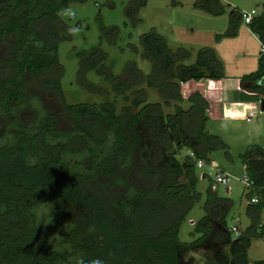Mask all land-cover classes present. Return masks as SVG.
I'll return each mask as SVG.
<instances>
[{
    "label": "trees",
    "instance_id": "1",
    "mask_svg": "<svg viewBox=\"0 0 264 264\" xmlns=\"http://www.w3.org/2000/svg\"><path fill=\"white\" fill-rule=\"evenodd\" d=\"M86 1L0 0V264H192V256L187 262L183 257L196 250L205 253L201 264H264V259H247L252 239L264 238V147L257 144L239 154L250 181L245 195L258 199L246 207L249 225L233 235L232 201L219 196L211 180L203 215L190 233L196 237L190 242L178 237L202 198L194 175L197 161H207L218 149L228 155L226 143L206 131L208 99L196 90L183 105L180 93L183 83L224 78L214 49L201 47L194 62L186 64L190 51L172 50L151 29L138 39L141 56L152 64L150 72L127 62L120 75L107 65L100 42L75 50L76 84L107 95L86 81L92 71L122 97L123 105L118 110L108 100L69 103L61 86L59 45L71 37L62 34L66 26L60 12L72 2ZM145 1L126 11L133 14ZM229 6L222 0L194 3L213 17ZM242 12L229 10L226 37L238 35ZM246 25L264 45V0ZM117 36V26L100 25V40L115 45ZM130 49L138 52L135 45ZM34 85L58 101L57 113L29 91ZM142 85L155 89L160 101L148 102ZM240 85L264 99V51H259L256 69L240 77ZM33 100L39 108H33ZM172 102L174 112L168 114ZM183 149L191 154L180 159ZM42 203L67 223L51 248L38 225Z\"/></svg>",
    "mask_w": 264,
    "mask_h": 264
},
{
    "label": "rangeland",
    "instance_id": "2",
    "mask_svg": "<svg viewBox=\"0 0 264 264\" xmlns=\"http://www.w3.org/2000/svg\"><path fill=\"white\" fill-rule=\"evenodd\" d=\"M139 1L88 0L83 3L72 2L61 10L60 20L66 26L62 28V34L71 37V40H64L59 45V61L64 67L61 86L65 98L69 103L113 101L118 110L123 105L122 97L114 96L107 82L92 71L86 74V81L93 87L108 91L107 95L90 93L76 84L78 63L75 50L90 49L100 42V48L108 54L107 65L111 66L114 75H120L127 62L136 63L144 74L150 72L152 64L141 56L142 49L138 39L141 34L151 29L163 35L172 50L183 47L190 51L191 57L185 60L186 64L194 62L195 54L201 47L213 48L223 66L224 78L183 83L180 85V93L183 97L182 104L186 105V97L191 91L196 90L198 86L206 87V91L208 89L206 95L211 109L207 112L205 128L208 133L218 135L226 143L228 155L224 149H218L208 154V160L202 162V167L195 166L196 189L202 194V198L194 203L182 222L178 237L181 242H190L196 237L190 233L196 221L203 215V197L214 172H225L229 175L227 184H216V191L219 196L231 199L230 222L239 230H244L250 223L246 212L250 199L245 195L248 191L244 183L245 167L240 162L239 154L250 144L264 147V111L260 109V95L244 90L240 85V77L256 69L260 45L247 33L230 38L226 37L224 32L229 10L236 7L243 12L252 9L260 12L263 0H223L230 6L226 8L225 14L218 17L195 8L196 0H146L130 15L126 10L136 6ZM100 25L118 27L115 45H109L106 39H99ZM240 26L247 28L244 22ZM130 45L137 46L138 52L132 51ZM143 86L147 90L148 102L160 101L155 89ZM29 91L38 94L39 98L45 101L46 110L54 114L59 111L58 101L45 97L35 85L30 87ZM32 105L36 109L40 107L37 100H33ZM173 105L174 102L165 112L173 113ZM250 113L253 114L252 117L249 116ZM187 154L191 152L183 149L178 152L177 157L182 159ZM37 213L40 232L46 244L50 248L54 247L63 235L67 223L55 217L43 203L38 206ZM260 219L264 224V209ZM204 254V251L196 250L183 258L187 262L189 256H192V264H201ZM247 259L249 262L264 259V238L252 239Z\"/></svg>",
    "mask_w": 264,
    "mask_h": 264
},
{
    "label": "built area",
    "instance_id": "3",
    "mask_svg": "<svg viewBox=\"0 0 264 264\" xmlns=\"http://www.w3.org/2000/svg\"><path fill=\"white\" fill-rule=\"evenodd\" d=\"M255 15V10H250L249 12H242V21L245 23V24H248L251 22L253 16ZM260 50L261 51H264V45H261L260 46ZM250 117H252V113L249 114ZM202 160H198L197 161V166L198 167H202L203 164H202ZM229 181V175L227 173H222V172H214L213 175H212V182L216 185V184H227ZM245 186L248 187L249 184H250V181L247 179L246 175H245ZM258 201V199L253 196L251 199H250V202L251 203H256ZM231 232L233 233L234 236H237L239 234V229L237 228V226L234 224L231 226L230 228Z\"/></svg>",
    "mask_w": 264,
    "mask_h": 264
},
{
    "label": "crops",
    "instance_id": "4",
    "mask_svg": "<svg viewBox=\"0 0 264 264\" xmlns=\"http://www.w3.org/2000/svg\"><path fill=\"white\" fill-rule=\"evenodd\" d=\"M223 1V0H222ZM224 2V1H223ZM256 13H259V12H255V14ZM246 29V30H245ZM247 31V32H246ZM243 33H247V35L249 36V37H252V39H255V40H257L258 41V43H259V45H260V42H259V40H258V38H257V36L254 34V33H252L250 30H249V28L247 27V28H244V27H241L240 26V28H239V31H238V35L237 36H239V35H241V34H243ZM261 46V45H260ZM260 51V50H259ZM259 51H258V54H259ZM225 74V73H224ZM223 79V78H222ZM197 89V88H196ZM225 91H226V89H224ZM194 91H196V90H193V91H191V93H193ZM207 91H208V89H207ZM207 91H206V87L204 88V92H203V95L207 98V95H206V93H207ZM191 93H189V94H191ZM225 96V98H227V96H226V94L224 95ZM208 99V98H207ZM209 101V100H208ZM209 103H210V101H209ZM210 109H211V103H210ZM209 109V110H210ZM208 110V111H209ZM207 111V112H208ZM253 115V114H252ZM222 118H224V117H222Z\"/></svg>",
    "mask_w": 264,
    "mask_h": 264
},
{
    "label": "water",
    "instance_id": "5",
    "mask_svg": "<svg viewBox=\"0 0 264 264\" xmlns=\"http://www.w3.org/2000/svg\"><path fill=\"white\" fill-rule=\"evenodd\" d=\"M196 90L201 92V93H203L204 92V87L203 86H198ZM260 109L262 111H264V99L260 100Z\"/></svg>",
    "mask_w": 264,
    "mask_h": 264
},
{
    "label": "clouds",
    "instance_id": "6",
    "mask_svg": "<svg viewBox=\"0 0 264 264\" xmlns=\"http://www.w3.org/2000/svg\"><path fill=\"white\" fill-rule=\"evenodd\" d=\"M49 222H50V220H49Z\"/></svg>",
    "mask_w": 264,
    "mask_h": 264
}]
</instances>
